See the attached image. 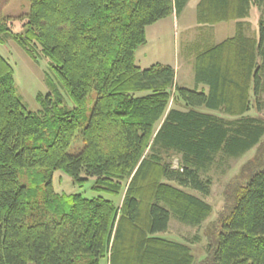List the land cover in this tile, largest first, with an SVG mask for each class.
Here are the masks:
<instances>
[{
    "label": "trees",
    "instance_id": "obj_1",
    "mask_svg": "<svg viewBox=\"0 0 264 264\" xmlns=\"http://www.w3.org/2000/svg\"><path fill=\"white\" fill-rule=\"evenodd\" d=\"M11 1L0 0V43L13 37L34 61L47 59L75 107H63L58 92L39 93L44 112L31 111L0 53V264H195L188 241L160 233L172 216L201 226L213 211L204 198L211 168L263 140L264 120L249 113L254 102L262 110L264 0L199 1V23L237 22L234 36L197 56L201 90L177 84L172 65L136 62L147 27L189 0H31L18 18L5 15ZM253 8L258 36L246 32ZM77 137L84 146L72 153ZM172 153L179 167L164 158ZM57 170L80 185L93 176L94 189L111 197L57 193ZM23 171L45 181L43 201L32 200L39 185H24ZM228 212L208 264H264V166Z\"/></svg>",
    "mask_w": 264,
    "mask_h": 264
},
{
    "label": "rangeland",
    "instance_id": "obj_2",
    "mask_svg": "<svg viewBox=\"0 0 264 264\" xmlns=\"http://www.w3.org/2000/svg\"><path fill=\"white\" fill-rule=\"evenodd\" d=\"M30 11L31 0H12L4 10L6 16L16 18L26 17ZM195 18V11L189 9L184 16L185 20L181 22L178 32L173 31L172 23L168 22H166L167 24L163 29L157 27L160 23L153 28H149L147 42L140 45L136 51L137 64L142 68H148L158 63L175 66L178 68V79L182 86L201 90L202 88H199L196 82L194 56H196L200 48L204 47L203 44L206 41L217 44L232 36L235 32V21L211 25L201 24ZM258 20L259 13L254 9L251 15L246 18L247 34L251 36L259 35ZM14 21V30H23L22 20L17 19ZM161 24L165 25V23ZM0 53L13 65L18 94L31 111L37 114L44 112L43 104L37 98L39 93L44 95L51 93L54 98L59 94L63 107L67 109L75 107L74 100L60 83L47 59H41L38 62L34 61L13 37H7L3 43H0ZM190 60H194L192 64H189ZM55 92L58 93L55 94ZM96 94L94 92L93 100L89 101L88 116L92 112ZM261 97L262 110L259 111L256 107V102H254L255 107L249 114L259 116L264 120V91ZM172 106L177 105L171 102ZM83 146L82 137H77L71 152L78 153ZM164 158L172 161L175 167H179L178 155L172 153L171 156H168L165 154ZM263 166L264 137L259 145L249 150L239 159H232L228 163L216 164L211 168L210 174L213 178L212 191L209 196L204 198L212 205L213 211L201 226L183 223L172 216L168 231L162 232L160 235L176 241H188L196 257L195 264H208L212 234H217L220 229L222 216L229 213L228 211L233 205V196L246 183L251 172ZM33 174L34 172L23 171L20 179L26 186L39 185L32 200L41 202L44 200L46 183L45 181H32L31 177ZM95 182L96 178L90 176L87 181L80 185L75 182L72 176L62 170L55 171L52 177L54 190L59 194H82L87 198L103 194L111 197L95 190ZM195 194L202 196L199 193ZM116 200L120 202L121 197H117ZM197 236L198 238H196ZM30 264L35 263L31 262Z\"/></svg>",
    "mask_w": 264,
    "mask_h": 264
},
{
    "label": "crops",
    "instance_id": "obj_3",
    "mask_svg": "<svg viewBox=\"0 0 264 264\" xmlns=\"http://www.w3.org/2000/svg\"><path fill=\"white\" fill-rule=\"evenodd\" d=\"M175 1V0H174ZM199 1L200 0H189V2L187 3V5L185 6V8H184V10L182 11V13L181 14H178L177 12H176V10L174 11V13L171 15V16H169V17H166V18H163L162 20H160V21H158L157 23H155V24H152V25H150V26H148L147 27V34H148V29L149 28H153V27H155V26H157L159 23V25L157 26L158 28H161V29H163L165 26H166V22H168V23H172V26H173V31H176V32H178L179 31V28H180V25H181V22H182V20H185L184 19V16L187 14V12H188V10L189 9H193L194 11H195V15H196V20H197V5H198V3H199ZM192 5H193V7H192ZM255 8H253V10H254ZM253 10H252V12H253ZM198 22V21H197ZM161 23H165V25H162ZM222 23V22H221ZM221 23H218V24H216V25H220ZM187 24V23H186ZM198 24V23H197ZM201 26V25H200ZM236 30H237V22L235 21V32H234V34H232V36H234L235 34H236ZM232 36H229V37H227V38H230V37H232ZM227 38H225V39H227ZM224 39V40H225ZM212 41H213V38H212ZM223 41V40H222ZM221 41V42H222ZM220 43V42H219ZM218 44V43H217ZM204 47L203 48H200V50L197 52V54H196V56H194V59H195V63H196V58H197V56L199 55V53L200 52H202L203 50H205L206 48H208V47H211V46H213V45H216L214 42H208V41H206L204 44ZM194 61V60H193ZM192 60H190L189 61V64H192V62H193ZM170 65V64H169ZM174 68H175V70H176V82H177V84H179V85H181L180 84V82H179V79H178V68L177 67H175V66H173ZM196 69V68H195ZM182 86V85H181ZM207 88V86H205L204 84H201L200 86H199V88Z\"/></svg>",
    "mask_w": 264,
    "mask_h": 264
}]
</instances>
